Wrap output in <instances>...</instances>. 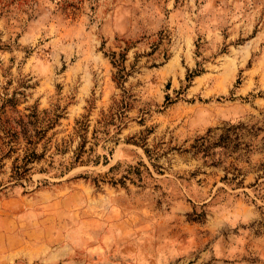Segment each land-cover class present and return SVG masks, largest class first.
I'll return each instance as SVG.
<instances>
[{"label":"rangeland","instance_id":"1","mask_svg":"<svg viewBox=\"0 0 264 264\" xmlns=\"http://www.w3.org/2000/svg\"><path fill=\"white\" fill-rule=\"evenodd\" d=\"M32 109L0 264H264V0H0V124Z\"/></svg>","mask_w":264,"mask_h":264},{"label":"trees","instance_id":"2","mask_svg":"<svg viewBox=\"0 0 264 264\" xmlns=\"http://www.w3.org/2000/svg\"><path fill=\"white\" fill-rule=\"evenodd\" d=\"M111 63L115 64L117 72L121 70V67H119V65L115 63V59H113ZM36 116V110L32 109L28 114L22 115L17 113L10 119L4 118V120L0 124L1 144L4 149L6 148V152L4 153V155H8L9 152L14 151L18 145H23V156L21 162L19 164L16 163V157L12 160L11 175L13 176V178H20L25 176V174L29 170V167L26 166V163L31 161L33 158H37V155L33 151V145L36 142L33 139V134L37 132V130L35 129L33 124H30L23 118L32 117L33 119H35ZM51 123L52 122H50L49 124ZM81 152V150H78V152L75 153L73 162H78V158L81 155Z\"/></svg>","mask_w":264,"mask_h":264}]
</instances>
